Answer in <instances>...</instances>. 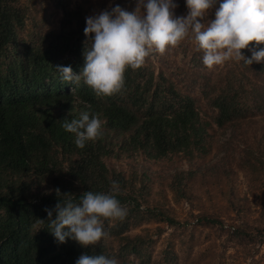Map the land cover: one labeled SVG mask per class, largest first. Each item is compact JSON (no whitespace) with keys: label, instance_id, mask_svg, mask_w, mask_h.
<instances>
[{"label":"trees","instance_id":"trees-1","mask_svg":"<svg viewBox=\"0 0 264 264\" xmlns=\"http://www.w3.org/2000/svg\"><path fill=\"white\" fill-rule=\"evenodd\" d=\"M54 3L62 14L59 27L45 29L23 0H0V264H76L82 254H104L119 264H176L174 253L155 259L144 235L130 233L151 219L173 224L167 210L141 208L148 200L150 175L138 172L135 164L140 157L151 164L175 157L185 161L186 168L171 174L169 187L189 196L190 182L221 172L217 163H202L218 147L215 132L231 126L228 143L242 144L241 167L264 172V62L229 60L214 73H181L182 81L145 62L126 70L121 92L98 96L82 75L78 83L65 82L55 69L71 66L80 75L89 38L82 5ZM253 49L264 44H250L242 55L251 58ZM183 81L197 87L199 96L183 91ZM84 112L103 121L102 135L80 149L62 123ZM121 163L129 166V174ZM113 181L128 214L123 220H103L108 237L88 248L71 239L56 241L45 211L65 199L55 189L79 203L85 191L111 194ZM254 230L264 240V228ZM251 233L243 230L249 242Z\"/></svg>","mask_w":264,"mask_h":264},{"label":"clouds","instance_id":"clouds-1","mask_svg":"<svg viewBox=\"0 0 264 264\" xmlns=\"http://www.w3.org/2000/svg\"><path fill=\"white\" fill-rule=\"evenodd\" d=\"M215 0H186L187 16L175 17L178 6L173 0H136L134 11L116 5L111 11L86 18L84 67L75 75L71 66H56L62 81L78 83L81 75L85 83L98 96H112L125 85L128 68L139 69L151 52L160 55L191 38L203 52L207 68L226 61H242L244 65L264 62V49L252 50L251 58L242 55L250 44H264V0H222L215 19L207 26L200 22ZM94 37V38H93ZM103 121L84 112L79 119L63 120L62 127L75 134V144L83 149L87 142L102 135ZM119 183L113 181L111 194L85 191L74 202V195L61 194L54 209H45L49 232L60 244L71 239L88 248L108 237L103 220H123L128 210L116 198ZM55 212V219H53ZM44 223L43 220H37ZM76 264H119L118 260L104 254H82Z\"/></svg>","mask_w":264,"mask_h":264},{"label":"rangeland","instance_id":"rangeland-1","mask_svg":"<svg viewBox=\"0 0 264 264\" xmlns=\"http://www.w3.org/2000/svg\"><path fill=\"white\" fill-rule=\"evenodd\" d=\"M23 1L30 9L31 18L41 27H59L62 14L54 0ZM77 1L82 5L86 18L105 10L111 11L116 5L127 11L136 8V0ZM173 3L178 5L174 9L175 17L187 16L186 0H173ZM219 5V0H215L200 22L207 26L213 21ZM195 60L200 63H195ZM145 62H151L156 69L162 68L176 81H182L181 73L190 77L192 73H214L223 69L227 61L207 68L203 64V52L189 38L163 55L151 52ZM179 84L183 91L199 96L197 87L190 89L186 83ZM202 108L205 109L203 101ZM233 131L230 126L215 132L218 147L209 153L202 165L217 163L221 172L205 174L203 180L194 179L187 186L189 196L186 197L175 194L169 187L171 174L175 168H186L185 161L175 157L169 162L151 164L138 158L135 164L137 171L146 170L150 175L148 200L141 208L145 210L148 206L167 210L166 215L173 220V224H169L164 220L151 219L130 230L133 235H144L153 258L161 259L167 251L175 254L176 264H264V240L254 230L264 228V172L241 167L242 144L236 141L228 143ZM256 132L261 134L258 130ZM247 133L252 136V130H247ZM125 164L121 166L129 174V166ZM223 168H228V172ZM243 230L253 232V240L249 242L250 237L243 235Z\"/></svg>","mask_w":264,"mask_h":264}]
</instances>
